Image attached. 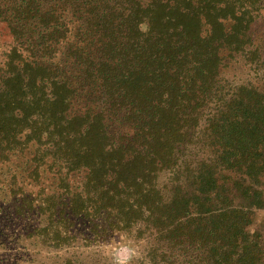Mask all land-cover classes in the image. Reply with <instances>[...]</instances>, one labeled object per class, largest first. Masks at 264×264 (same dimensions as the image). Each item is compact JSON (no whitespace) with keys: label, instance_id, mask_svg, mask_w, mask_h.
Masks as SVG:
<instances>
[{"label":"trees","instance_id":"1","mask_svg":"<svg viewBox=\"0 0 264 264\" xmlns=\"http://www.w3.org/2000/svg\"><path fill=\"white\" fill-rule=\"evenodd\" d=\"M264 0H0V264H264V80L222 68ZM252 53V52H251Z\"/></svg>","mask_w":264,"mask_h":264},{"label":"rangeland","instance_id":"2","mask_svg":"<svg viewBox=\"0 0 264 264\" xmlns=\"http://www.w3.org/2000/svg\"><path fill=\"white\" fill-rule=\"evenodd\" d=\"M253 45L245 53H239L227 60L222 68L225 79L233 83H261L264 80V21H259ZM7 42V35L0 28V43ZM252 52V53H251ZM264 217V210L260 212ZM135 245L126 238H115L106 246V253L112 263L119 264L132 256Z\"/></svg>","mask_w":264,"mask_h":264}]
</instances>
